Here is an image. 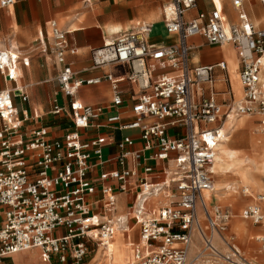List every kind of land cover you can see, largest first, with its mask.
Here are the masks:
<instances>
[{
    "label": "built area",
    "instance_id": "obj_1",
    "mask_svg": "<svg viewBox=\"0 0 264 264\" xmlns=\"http://www.w3.org/2000/svg\"><path fill=\"white\" fill-rule=\"evenodd\" d=\"M231 1L240 13L237 24L228 23L220 0H211L210 13L192 18L188 14L197 9L198 0H168L163 8L165 27L178 37L176 44H149L152 27L142 25L92 51L94 69L126 67L120 76L82 78L67 63V32L51 22L54 55L61 68L57 82L68 102L62 105L57 95L52 96L48 114L67 115L72 127L56 138L44 126L24 132L32 119L29 110L20 117L16 90L0 91V264L31 250H39L44 264H85L93 247L104 248L118 230H129L127 220L116 216L118 196L129 193L136 195L129 217L139 227L140 242L133 245V261L126 264H264V234L256 239L262 261L246 258L234 238L228 241L222 234L229 231L232 213L207 203L215 192L213 168L225 124L258 117L264 136V28L244 11L252 0ZM14 4L15 0H0V8ZM261 6L264 12V0ZM196 37L209 46L234 47L243 87L240 101L228 89L221 93L227 101L217 102L215 70L226 72L227 66H193L190 40ZM19 60L17 54L0 51V73L7 81L19 79ZM149 63L170 67L175 75L153 78ZM104 81L113 88L110 105L91 106L77 99L84 86ZM221 81L227 85L228 76ZM126 82L141 90L131 97L132 117L127 122L120 113V85ZM18 90L27 103L29 96ZM173 130L180 134L171 136ZM124 131H137L139 137H121L117 155L105 158L114 134ZM112 165L116 167L106 169ZM263 205L264 194L256 196L242 218L264 230ZM196 236L202 243L192 255ZM215 237L223 250L215 246Z\"/></svg>",
    "mask_w": 264,
    "mask_h": 264
},
{
    "label": "crops",
    "instance_id": "obj_2",
    "mask_svg": "<svg viewBox=\"0 0 264 264\" xmlns=\"http://www.w3.org/2000/svg\"><path fill=\"white\" fill-rule=\"evenodd\" d=\"M220 1L228 23L237 24L240 20V13L233 7L232 1ZM167 3L168 0H15L13 6L0 8V51L11 52L20 56L19 79L16 82H9L0 73V91L4 89L16 90L15 102L20 117H22L24 110H29L32 119L24 125V132L29 133L39 126H44L49 127L52 131V138H56L69 131L72 127L71 120L67 115L53 118L48 114L50 98L52 96L57 95L62 105H67L68 102V99L61 94L57 82L61 68L56 63L54 55V42L51 36L52 21H56L59 28L67 32V63L75 72L80 73L82 78L102 77L105 73L120 76L126 72V67L114 65L105 70L94 69L91 56L92 51L102 48L106 42L115 40L119 34L135 30L142 25L152 27V32L148 37L149 44L156 46L176 44L178 37L169 35L166 32L163 8ZM212 9L211 0H198L197 9L190 12L188 18L196 17L199 13L208 14ZM244 11L255 25L264 28V12L261 0L247 2L244 5ZM190 43L193 47L191 52L193 66L215 65L220 62H225L227 66L226 72L219 69L215 70V75L218 79L215 91L220 93L216 95L217 102L224 104L227 101L228 97L221 93L228 89L231 90L233 99L240 101L243 97V87L239 78L240 61L234 47L232 45L209 46L203 37L192 38ZM72 50H76V52H72ZM235 64H237V71L235 70ZM148 67L152 69L153 78H158L163 74L175 75V71L170 67L163 68L151 63L148 64ZM224 75H227L229 78L227 85L221 81ZM238 80L241 92L238 87ZM120 88L124 92V106L120 110V113L123 116V120L127 122L132 117L131 97L133 94H139L141 90L136 84L129 82L121 84ZM18 89H22L29 96L27 103L22 102L19 98L20 91ZM113 96L112 86L104 81L100 85L84 86L76 97L86 105L107 107L111 104ZM258 121V117H248L247 120L230 119L225 124L224 129L228 127V132L233 128L236 132H242L239 128L240 124H252V122L258 124ZM106 132L104 131L103 133ZM129 132H134L131 136L139 137V132L137 131L116 132L114 134L115 142H112L110 146L105 148L107 150L105 158L117 155V141L123 136H128L125 134ZM177 134H180L179 130L170 132L171 136ZM260 139L263 140L262 137ZM244 147L250 150L249 154L251 156L257 154L254 152L252 145ZM238 152L242 153L241 151ZM242 154L246 157L244 153ZM115 167L112 165L106 169L111 170ZM214 178L216 183L217 177L215 172ZM154 181L155 179L152 180V182ZM244 189H248L249 194H243L241 197L248 196L252 201L251 204L246 205L241 210L240 214L236 215L238 219L234 221L232 227L233 208L240 204L237 195H239L240 190L243 193ZM263 192L258 195L264 194ZM135 196V194L129 193L120 194L117 198L116 216L127 220L130 228L127 232L118 230L111 241V244L115 245L113 247L114 252L119 253L114 264H126L133 261V245L140 242L139 227L129 217L130 208L135 201ZM98 197L101 198V195L98 194ZM255 198L256 196L252 195L250 187L238 188L233 186L232 188H219L217 186V192L215 191L213 195L207 197V203L210 206H220L232 213L233 217L230 222V228L232 227L233 230L238 222H244L245 224L251 222L242 218V212L255 202ZM149 203L154 206L156 203L155 198H151ZM222 203L226 206H223ZM248 229H251L249 225ZM252 229L255 232L251 231L249 237L245 241L243 240L244 242H252L254 234V239L257 242L258 236L264 234L263 228L259 226L253 224ZM234 232L236 233L235 229ZM236 235L242 240L237 233ZM201 243L200 237L196 236L191 252L192 255L197 253ZM214 244L220 250L224 249L218 237L214 238ZM237 246L242 250L246 258L253 261H262L261 247L257 250L256 247L248 246L245 250L240 245ZM129 250H131V253L128 252ZM254 252L261 255V260H258L256 256H252ZM22 254L12 257L13 259H17ZM102 254V250L99 251L91 264H103ZM12 257L6 260V264L12 261Z\"/></svg>",
    "mask_w": 264,
    "mask_h": 264
},
{
    "label": "bare ground",
    "instance_id": "obj_3",
    "mask_svg": "<svg viewBox=\"0 0 264 264\" xmlns=\"http://www.w3.org/2000/svg\"><path fill=\"white\" fill-rule=\"evenodd\" d=\"M235 70L237 71V64H235ZM245 120L247 119L245 118ZM239 128L241 129V131H245L246 133H244V135L240 137L241 140L234 142L235 145L236 144L237 145L243 144V146L252 145L254 148V152H256L258 155H261L262 157L261 161L260 162L250 161L248 157H242L240 152L236 151V149H232L230 147V143H232L233 136L230 135V132L227 131L228 127H225L224 129L225 135L223 139L224 141L221 144L225 148H222V146L220 145V152H218L219 156H217L216 162L214 164V172L216 176L221 178H228V177L234 178L233 180H231V183H223L225 188H232L233 186L240 188V186L244 185L245 187L254 188L262 192L264 191V184H263L264 149L259 148V143L254 138L253 124H240ZM219 185L221 186V184ZM247 190L245 189L243 190L244 195L249 194ZM215 191L217 192L216 183H215ZM234 229L236 233L240 236V238L244 241L246 240V238L249 237L251 231L255 232V230H253L252 228L248 229V225H246L244 222L236 223ZM114 246L115 245H113V243L111 244V242H109V244L106 247L100 248V250H102L103 252L102 254L103 264H114V260L119 255L118 252L116 251L114 252L113 250ZM32 251L39 252V250H31L29 252ZM19 254L22 253H18L16 255ZM36 258H38V256Z\"/></svg>",
    "mask_w": 264,
    "mask_h": 264
},
{
    "label": "rangeland",
    "instance_id": "obj_4",
    "mask_svg": "<svg viewBox=\"0 0 264 264\" xmlns=\"http://www.w3.org/2000/svg\"><path fill=\"white\" fill-rule=\"evenodd\" d=\"M238 87H239V90L241 92V87H240V84H239V80H238ZM16 104V102H15ZM17 105V104H16ZM248 119V117H241L239 119ZM253 134H254V138L255 140L260 144H259V148L260 149H264V137L263 135L260 133V130H259V126L258 124L256 123H253ZM134 132H129V133H126L125 135H128V136H131ZM241 133V134H240ZM244 133H246L245 131H242V132H236L235 129L233 128L231 131H230V135H232L233 139H232V143H230V147L232 149H236L238 151H241L242 153H244L246 155V157H248L250 159V161H255V162H260L262 157L261 155H258V154H254V155H250L249 152L250 150L247 149V147H244L243 144H236L235 145V141H238V140H241L240 137L242 135H244ZM260 137L263 138L260 139ZM222 148H225L223 145H221ZM220 149V147H219ZM106 152L107 150H104V156L106 157ZM241 153V156L244 157V155ZM252 159V160H251ZM216 185L219 186V188H223L224 187V184L223 183H231V180H233L234 178H231V177H228V178H221V177H218L216 176ZM221 184V186L219 185ZM245 187L244 185L240 186V188H243ZM251 193L252 195L254 196H257L258 194H260L261 192L257 189H254V188H251ZM264 193V192H263ZM241 195H243L242 191L240 190L239 191V195H237V199L240 201V204L235 206L233 208V220H232V227H233V224H234V221H236L238 218L236 217V215L240 214L241 210L248 204H251V198H249L248 196L247 197H241ZM223 204V203H222ZM223 206H226L225 204H223ZM2 222V218H0V223ZM246 225H249L251 228L253 227V224L251 222H247ZM232 227L229 229L228 232L226 233H222L224 237H228V241L231 240V237H233L234 239L233 242L237 245H240L243 249H247L248 246H251V247H256L257 250H259L260 246L259 244L255 241V234L252 236V242H249V241H246L244 242L243 240H240L238 238V236L236 235V233L234 232V229L232 230ZM234 234H235V237H234ZM251 239V238H250ZM249 242V243H247ZM99 251H101L100 249H98L97 247H93V250L91 252V254L88 256L87 260L85 261V264H91L93 259L97 256V254L99 253ZM129 253H131V250L128 251ZM32 253V254H31ZM40 254V252H39ZM38 254L37 251H32V252H26V253H23L21 256H17L18 258L17 259H13L12 257V261L9 263V264H42L41 263V257L40 255ZM257 252L255 253H252V256H256L258 257V260H261V255L257 254ZM15 256V255H14ZM38 256V258H36ZM116 260V259H115ZM115 260H114V263H115ZM124 261V260H123ZM127 261V260H126Z\"/></svg>",
    "mask_w": 264,
    "mask_h": 264
}]
</instances>
